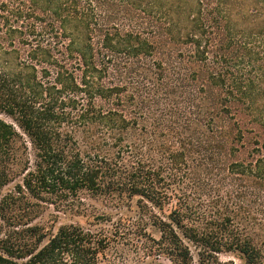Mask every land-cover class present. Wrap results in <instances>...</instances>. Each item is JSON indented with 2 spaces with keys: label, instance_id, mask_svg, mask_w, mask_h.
Returning a JSON list of instances; mask_svg holds the SVG:
<instances>
[{
  "label": "trees",
  "instance_id": "obj_1",
  "mask_svg": "<svg viewBox=\"0 0 264 264\" xmlns=\"http://www.w3.org/2000/svg\"><path fill=\"white\" fill-rule=\"evenodd\" d=\"M83 193L137 214L20 223ZM124 235L264 264V0H0V264H102Z\"/></svg>",
  "mask_w": 264,
  "mask_h": 264
},
{
  "label": "rangeland",
  "instance_id": "obj_2",
  "mask_svg": "<svg viewBox=\"0 0 264 264\" xmlns=\"http://www.w3.org/2000/svg\"><path fill=\"white\" fill-rule=\"evenodd\" d=\"M2 119H5L2 117ZM7 120V119H5ZM197 174L198 171L194 170ZM190 181L185 180V184L188 185L187 194L191 192V198L197 199L198 193L194 194V189L196 187L195 176H190ZM183 182V183H184ZM14 184H10L3 189L2 195L11 193L13 191ZM201 198V195H200ZM28 202H35L33 200L27 199ZM137 197L131 199L118 200L111 197H97L92 198L86 193L81 194L80 205L79 202L75 205L78 208L80 213H76V208L70 210H60L61 208H56L52 204H40L38 216L32 217L27 216L23 217V220L20 222L23 225L27 224L29 227L37 225L42 227L43 231L48 235H53L56 233L57 229L61 225H80L84 228H91L94 217L100 215H110L111 223L105 224L106 227H109L110 224H116L120 215L128 219H134L137 214ZM162 216V214H161ZM21 226V227H22ZM147 233L151 234V237L154 239H159V234L154 231L152 228H147ZM146 239H138L132 235H124L117 237L116 240L111 244L110 250L106 254V258L102 261V264H154L162 263L167 264V261L163 257H154L148 256V252L143 248L145 244L143 241ZM47 239H45V242ZM148 242V241H147ZM193 262L197 264V257L195 249L190 246ZM218 260L223 264H243L242 260L236 254H220L218 255Z\"/></svg>",
  "mask_w": 264,
  "mask_h": 264
}]
</instances>
